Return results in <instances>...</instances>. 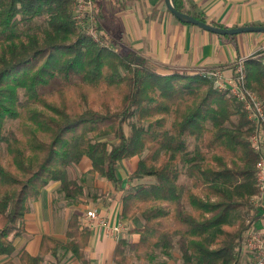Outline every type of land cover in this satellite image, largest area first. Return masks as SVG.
I'll return each instance as SVG.
<instances>
[{
  "label": "trees",
  "instance_id": "trees-1",
  "mask_svg": "<svg viewBox=\"0 0 264 264\" xmlns=\"http://www.w3.org/2000/svg\"><path fill=\"white\" fill-rule=\"evenodd\" d=\"M171 1L205 22L183 0ZM72 7L73 0H0V141L7 144L0 161V256L13 255L28 202L50 181L59 182L66 200L82 194L67 171L81 159L89 160L88 173L120 189L118 163L146 153L133 174L152 181L121 196V218L138 214L143 222L134 231L139 239L119 240L113 262L129 264L127 248L176 246L183 264H237L235 249L247 228L238 212L256 193L257 156L246 141L252 129L245 111L200 74H160L150 63L133 62L131 51L113 49L106 35L96 42L79 29ZM244 68L246 86L264 107V65L249 58ZM55 79L53 94L42 93ZM16 119L20 136L10 141L4 126ZM190 139L200 146L189 150ZM181 168L192 178L189 189L178 184ZM78 220L69 217L66 244L42 236L40 253L65 248L87 264L88 231ZM17 256L21 264L40 260L23 249Z\"/></svg>",
  "mask_w": 264,
  "mask_h": 264
},
{
  "label": "crops",
  "instance_id": "crops-1",
  "mask_svg": "<svg viewBox=\"0 0 264 264\" xmlns=\"http://www.w3.org/2000/svg\"><path fill=\"white\" fill-rule=\"evenodd\" d=\"M183 2L187 9L194 7V12L201 14L208 24L223 28L264 26V0ZM91 21L100 27V33L106 35L110 46L118 45L131 51L133 55L150 63L160 74L173 71L190 74L218 71L220 81L227 82L234 77L235 61L238 58L244 61L254 58L264 65V33L219 36L179 22L168 12L163 0H93ZM107 183L114 186L110 181ZM58 188V181H50L41 189L37 199L28 202L29 210L22 220L23 234L12 239L15 252L9 257L0 256V264H21L17 256L21 249L32 257H40L38 264H83L65 248H58L55 255L40 253L42 236H48L61 244L69 241L65 232L72 214L78 216L80 229L88 231L82 250L87 264H115L113 255L117 242L138 241L137 232H125L124 228L115 236H107L103 229L87 224L84 216L86 210L80 211L76 207L70 212L53 210V197ZM123 190L115 189L114 186V200L106 211L91 206L87 210H95L109 226L122 224L120 214ZM251 215L256 218L255 227L264 232V208H258ZM246 255L238 253L237 264H245ZM132 263L135 264V260L129 264Z\"/></svg>",
  "mask_w": 264,
  "mask_h": 264
},
{
  "label": "rangeland",
  "instance_id": "rangeland-1",
  "mask_svg": "<svg viewBox=\"0 0 264 264\" xmlns=\"http://www.w3.org/2000/svg\"><path fill=\"white\" fill-rule=\"evenodd\" d=\"M90 14L91 12H88L87 14H85L83 16L84 23H82L81 21V22H78L77 25L79 29L83 32H85L87 29L93 30L95 36H97L96 42H98L100 31L97 30L95 24L90 20V17L89 19L88 18L85 19V17L90 16ZM36 22L39 23V20L36 19ZM97 44L103 45L102 43H97ZM111 46L113 49L114 47L117 46L118 47L117 51H119L121 54H125L127 52V50H125L124 48H121V46H118V45H111ZM117 47L115 49H117ZM132 60L133 62H137V63H140L141 61L144 63L146 62L145 60H142L138 58V56H135V55L132 56ZM151 66L149 64V68L153 67ZM184 73H187V72H184ZM58 83H59L58 80L56 79L52 80L46 88L41 89V92L46 94L47 96L53 94V91L59 86ZM19 122L20 120L18 121V119L13 120V121H7L4 126V132H3L4 137L12 141L13 140L12 136L14 137L20 136ZM250 134L251 132L246 137L247 142H248V138ZM6 145L7 144L5 142L0 141V161L3 164H5V157L7 153ZM196 145L200 146L199 141L195 139H190L188 142V149L192 150ZM249 146L251 147L250 143H249ZM145 154L146 153H143L141 156H133L126 160H122L118 163L117 175L119 176V179H121V183L123 181V183L120 185V188L127 189L130 187L136 186L138 184L149 183L152 181L151 178H146V177L137 178L133 174L137 168L138 160L142 158L143 156H145ZM89 164H90L89 160L86 159V160H83L81 163L79 162L78 165L72 166L69 169H67L69 178L77 179L79 183L83 186V192L75 200H66L62 193H56L55 197H53V210L70 212L76 207L75 209L77 210L80 209V211L81 210L87 211L89 206L98 208L100 210L102 209H104L105 211L107 210V206L110 203H112L114 200L112 197L114 193V186L112 187V185L107 183L108 181L105 178L97 174L93 175V174L88 173V169L90 166ZM181 169H182V175L178 179V184L181 185L184 189H189L192 187L191 186L192 178L188 176L185 169L183 168ZM251 197L250 199H247L245 206H242L238 212V216L241 218V221L243 222L247 220L246 212L251 209ZM182 201L183 203H185V199H183ZM186 206L188 205L186 204L185 207ZM121 210H122V205H121ZM121 220H122L121 228H124L125 232L135 231V229H138L142 227L143 225V222L138 214L137 215L135 214L133 216H128L126 218H121ZM14 245H16V240L14 241ZM126 256L128 257L129 262H131L132 260H135V264H156V263L157 264H166V263L183 264L181 253L177 251L176 246L173 247L169 251L168 249H164L163 247H156L144 253L142 252L134 253L133 250H131V248H127Z\"/></svg>",
  "mask_w": 264,
  "mask_h": 264
},
{
  "label": "built area",
  "instance_id": "built-area-1",
  "mask_svg": "<svg viewBox=\"0 0 264 264\" xmlns=\"http://www.w3.org/2000/svg\"><path fill=\"white\" fill-rule=\"evenodd\" d=\"M92 11L91 0H73V18L78 22H83V16ZM85 33L97 41L93 30L87 29ZM209 79L216 89L227 91L245 111L247 120L251 126V134L248 138L253 152L257 155L254 164L253 177L256 193L251 197V209L247 220L244 222L247 228L244 231L237 253L246 255L245 264H264V232L257 229L251 213L260 207L264 208V107L259 97L246 86L244 60L235 61L234 77L227 82L220 81L218 71H209L200 74ZM87 224L96 226L104 230L107 236H115L121 230V224L108 225L95 210H87L84 214ZM94 223V224H92Z\"/></svg>",
  "mask_w": 264,
  "mask_h": 264
},
{
  "label": "water",
  "instance_id": "water-1",
  "mask_svg": "<svg viewBox=\"0 0 264 264\" xmlns=\"http://www.w3.org/2000/svg\"><path fill=\"white\" fill-rule=\"evenodd\" d=\"M163 2L168 12L171 13L179 22L196 26L201 30L208 31L219 36L233 37L241 33H264V26H243L236 28L216 27L200 21L191 15L177 11L171 0H163Z\"/></svg>",
  "mask_w": 264,
  "mask_h": 264
}]
</instances>
